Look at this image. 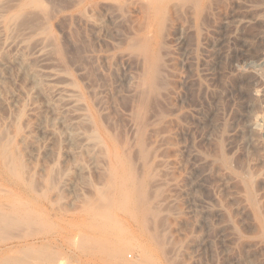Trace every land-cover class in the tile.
Listing matches in <instances>:
<instances>
[{
	"label": "rangeland",
	"instance_id": "rangeland-1",
	"mask_svg": "<svg viewBox=\"0 0 264 264\" xmlns=\"http://www.w3.org/2000/svg\"><path fill=\"white\" fill-rule=\"evenodd\" d=\"M0 221V264H264V0H0Z\"/></svg>",
	"mask_w": 264,
	"mask_h": 264
},
{
	"label": "bare ground",
	"instance_id": "bare-ground-1",
	"mask_svg": "<svg viewBox=\"0 0 264 264\" xmlns=\"http://www.w3.org/2000/svg\"><path fill=\"white\" fill-rule=\"evenodd\" d=\"M27 219H29V218H27ZM1 221H2V220H1ZM1 221H0V222H1ZM23 221H24V220H23ZM20 222H22V221H20ZM100 244H101V243H100ZM123 245H124V244H123ZM128 245H129V244H128ZM101 246H102V245H101ZM103 246H104V245H103ZM103 246H102V248H103ZM121 247H122V246H121ZM117 248H118V246H117ZM123 248H124V247H123ZM126 248H127V247H126ZM103 249H104V248H103ZM124 249H125V248H124ZM113 251H114V250H113ZM116 251H117V250H115V252H116ZM122 253H123V252H122ZM122 253H119V255L122 254ZM111 254H112V253H111ZM113 254H117V253H114V252H113ZM115 256H117V255H115ZM112 257H113V256H112ZM118 257H119V256H118ZM112 259H113V258H112ZM123 264H124V263H123Z\"/></svg>",
	"mask_w": 264,
	"mask_h": 264
}]
</instances>
